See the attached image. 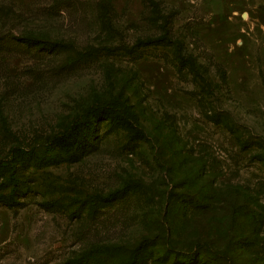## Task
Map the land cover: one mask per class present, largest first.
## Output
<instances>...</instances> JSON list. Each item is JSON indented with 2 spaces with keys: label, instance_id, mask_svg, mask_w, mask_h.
<instances>
[{
  "label": "rangeland",
  "instance_id": "obj_1",
  "mask_svg": "<svg viewBox=\"0 0 264 264\" xmlns=\"http://www.w3.org/2000/svg\"><path fill=\"white\" fill-rule=\"evenodd\" d=\"M0 264H264V0H0Z\"/></svg>",
  "mask_w": 264,
  "mask_h": 264
},
{
  "label": "trees",
  "instance_id": "obj_2",
  "mask_svg": "<svg viewBox=\"0 0 264 264\" xmlns=\"http://www.w3.org/2000/svg\"><path fill=\"white\" fill-rule=\"evenodd\" d=\"M7 152L17 153V154L23 155V154H27L29 152V150L24 149V148H15V147L11 146L7 149Z\"/></svg>",
  "mask_w": 264,
  "mask_h": 264
}]
</instances>
